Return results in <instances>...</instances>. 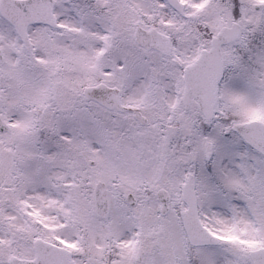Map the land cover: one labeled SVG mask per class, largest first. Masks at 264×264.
I'll list each match as a JSON object with an SVG mask.
<instances>
[{
    "label": "snow or ice",
    "instance_id": "obj_1",
    "mask_svg": "<svg viewBox=\"0 0 264 264\" xmlns=\"http://www.w3.org/2000/svg\"><path fill=\"white\" fill-rule=\"evenodd\" d=\"M0 264H264V0H0Z\"/></svg>",
    "mask_w": 264,
    "mask_h": 264
}]
</instances>
